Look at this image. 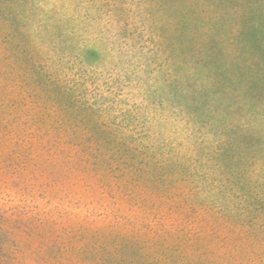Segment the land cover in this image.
<instances>
[{
	"label": "rangeland",
	"instance_id": "374dc122",
	"mask_svg": "<svg viewBox=\"0 0 264 264\" xmlns=\"http://www.w3.org/2000/svg\"><path fill=\"white\" fill-rule=\"evenodd\" d=\"M0 264H264V0H0Z\"/></svg>",
	"mask_w": 264,
	"mask_h": 264
},
{
	"label": "trees",
	"instance_id": "16d2710c",
	"mask_svg": "<svg viewBox=\"0 0 264 264\" xmlns=\"http://www.w3.org/2000/svg\"><path fill=\"white\" fill-rule=\"evenodd\" d=\"M44 225V224H43ZM8 236V234H6Z\"/></svg>",
	"mask_w": 264,
	"mask_h": 264
}]
</instances>
